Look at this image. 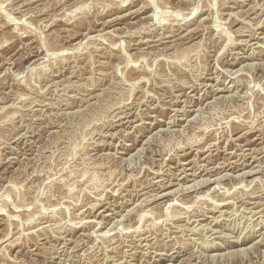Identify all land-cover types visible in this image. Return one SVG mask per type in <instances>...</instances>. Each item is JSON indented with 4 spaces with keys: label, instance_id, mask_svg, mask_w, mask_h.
<instances>
[{
    "label": "rangeland",
    "instance_id": "374dc122",
    "mask_svg": "<svg viewBox=\"0 0 264 264\" xmlns=\"http://www.w3.org/2000/svg\"><path fill=\"white\" fill-rule=\"evenodd\" d=\"M0 264H264V0H0Z\"/></svg>",
    "mask_w": 264,
    "mask_h": 264
},
{
    "label": "bare ground",
    "instance_id": "6f19581e",
    "mask_svg": "<svg viewBox=\"0 0 264 264\" xmlns=\"http://www.w3.org/2000/svg\"><path fill=\"white\" fill-rule=\"evenodd\" d=\"M128 12H129V11H128ZM164 35H165V34H164ZM166 36H168V35H166ZM178 36H179V35H178ZM168 37H169V36H168ZM122 43H123V42H122ZM128 57H129V56H128ZM227 71H228V70H227ZM231 77H232V76H231ZM216 90H217V89H216ZM220 92H221V91H220ZM218 95H219V94H218ZM244 155H245V154H244ZM244 157H245V156H244ZM250 158H251V157H250ZM194 159H195V158H194ZM260 168H261V167H260ZM198 169H199V168H198ZM201 169L203 170V168H201ZM253 169H255V168H252V169L250 168V170L245 171L244 174L247 175V174H250V173H252V174L255 173V172H253ZM202 170H200V172H201ZM255 170H257V169H255ZM257 171H258V170H257ZM194 173H195V172H194ZM192 174H193V173H192ZM192 174H191V175H192ZM199 174H200V173H199ZM227 174H228V173H227ZM224 175H225V173H224ZM193 176H194V175H193ZM206 179H207V178H206ZM259 179H260V178H259ZM192 180H193V179H192ZM210 180H211V179H210ZM192 183H193V182H192ZM179 184H180V183H179ZM190 184H191V183H190ZM190 184H189V185H190ZM197 184H198V183H197ZM201 184H202V183H201ZM183 186H184V185H183ZM183 186H182V187H183ZM159 187H160V186H159ZM162 187H163V186H162ZM182 187H181V188H182ZM190 187H191V186H190ZM196 187H197V185H196ZM174 190H175V189H174ZM168 193H171V192L164 193V194H162L161 196H159L158 194H157V195H158V197L161 198V197L166 196ZM159 194H160V193H159ZM154 199H155V198H154ZM215 204H216V203H215ZM215 208H216V207H215ZM199 214H200V213H199ZM94 216H95V215H94ZM88 222H89V221H88ZM94 224H97V223H94ZM110 224H111V223H110ZM261 225H262V224H261ZM97 226H98V225H97ZM81 240H82V239H81ZM165 254H166V253H165ZM172 255H173V254H172ZM197 258H198V257H197ZM123 260H124V259H123ZM145 262H146V261H145Z\"/></svg>",
    "mask_w": 264,
    "mask_h": 264
}]
</instances>
